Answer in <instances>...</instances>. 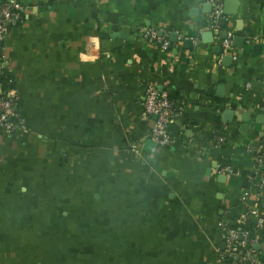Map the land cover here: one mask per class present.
<instances>
[{
    "label": "crops",
    "instance_id": "1",
    "mask_svg": "<svg viewBox=\"0 0 264 264\" xmlns=\"http://www.w3.org/2000/svg\"><path fill=\"white\" fill-rule=\"evenodd\" d=\"M19 1L3 55L23 128L0 130V264H235L228 226L264 264V0H224L217 28L207 0ZM149 85L182 106L168 146L150 136Z\"/></svg>",
    "mask_w": 264,
    "mask_h": 264
},
{
    "label": "built area",
    "instance_id": "2",
    "mask_svg": "<svg viewBox=\"0 0 264 264\" xmlns=\"http://www.w3.org/2000/svg\"><path fill=\"white\" fill-rule=\"evenodd\" d=\"M212 5L210 24L218 27V21L224 16V0H207ZM26 6L19 0H3L0 2V130L6 134H13L23 128L22 118L17 111L19 91L14 79L8 71L7 62L3 55V42L13 27L24 22ZM143 35L153 42L158 43L162 49L168 50L170 41L157 29L144 30ZM233 33L228 32V37L223 40V45L229 48L232 45ZM182 110L179 102L175 101L167 91L158 89L155 85H149L145 89L143 97V113L147 117L154 118L151 130V139L160 146L172 144L170 126L175 117ZM223 140V137H220ZM132 150L137 152V146ZM257 162L264 167V139L256 150ZM264 183V180H263ZM256 215V211H252ZM259 225L262 220L259 219ZM224 261L238 258L235 264H260L257 262L253 251L247 245L249 230L236 227H226L224 230Z\"/></svg>",
    "mask_w": 264,
    "mask_h": 264
},
{
    "label": "water",
    "instance_id": "3",
    "mask_svg": "<svg viewBox=\"0 0 264 264\" xmlns=\"http://www.w3.org/2000/svg\"><path fill=\"white\" fill-rule=\"evenodd\" d=\"M224 20L221 21V24H223ZM255 221H257V218H255ZM251 237H255L254 233H251Z\"/></svg>",
    "mask_w": 264,
    "mask_h": 264
},
{
    "label": "trees",
    "instance_id": "4",
    "mask_svg": "<svg viewBox=\"0 0 264 264\" xmlns=\"http://www.w3.org/2000/svg\"><path fill=\"white\" fill-rule=\"evenodd\" d=\"M233 260H235V259H230V262L233 261Z\"/></svg>",
    "mask_w": 264,
    "mask_h": 264
}]
</instances>
